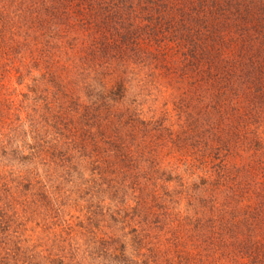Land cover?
I'll list each match as a JSON object with an SVG mask.
<instances>
[{"label": "trees", "instance_id": "1", "mask_svg": "<svg viewBox=\"0 0 264 264\" xmlns=\"http://www.w3.org/2000/svg\"><path fill=\"white\" fill-rule=\"evenodd\" d=\"M0 264H264V0H0Z\"/></svg>", "mask_w": 264, "mask_h": 264}, {"label": "rangeland", "instance_id": "2", "mask_svg": "<svg viewBox=\"0 0 264 264\" xmlns=\"http://www.w3.org/2000/svg\"><path fill=\"white\" fill-rule=\"evenodd\" d=\"M74 214V213H73Z\"/></svg>", "mask_w": 264, "mask_h": 264}]
</instances>
